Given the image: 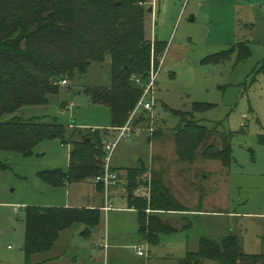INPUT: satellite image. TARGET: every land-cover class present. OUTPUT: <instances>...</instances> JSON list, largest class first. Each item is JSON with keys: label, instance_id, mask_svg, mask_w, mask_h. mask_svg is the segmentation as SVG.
<instances>
[{"label": "rangeland", "instance_id": "obj_1", "mask_svg": "<svg viewBox=\"0 0 264 264\" xmlns=\"http://www.w3.org/2000/svg\"><path fill=\"white\" fill-rule=\"evenodd\" d=\"M143 7L146 40L160 42L164 50L155 57V107L137 114H147L150 124L132 122L141 127L140 134L121 139L113 152L110 166L119 185L106 193L92 182L53 184L55 171L68 173L77 142L100 137L104 162L106 142L118 138L111 109L87 91L111 86L108 56L60 84L45 104L15 114L61 122L67 133L40 141L30 156L0 150L5 166L0 169V264H25L29 206L111 208L88 237L82 235L84 226L74 225L61 233L53 252L34 256V264L53 256L58 259L45 264H180L198 251L201 238L222 242L230 233L238 237L242 252L264 254V145L259 139L264 134V76L257 73L264 61V0H148ZM239 44L249 46L248 58L236 49L216 61ZM175 111L208 130L232 135V164L201 156L192 163L181 161L174 129L183 121ZM134 170L145 172L138 188L127 192ZM152 179L190 212H154L175 230L150 236L148 227L142 229L141 212L129 209V196L148 197L146 183ZM141 245L147 257L138 254Z\"/></svg>", "mask_w": 264, "mask_h": 264}, {"label": "trees", "instance_id": "obj_2", "mask_svg": "<svg viewBox=\"0 0 264 264\" xmlns=\"http://www.w3.org/2000/svg\"><path fill=\"white\" fill-rule=\"evenodd\" d=\"M147 1L0 0V150L30 156L40 141L65 136L67 128L61 122L41 118L24 120L15 114L29 105L45 104L49 94L63 81L84 74L94 62L104 63L108 56L112 66L111 86L87 91L94 101L111 109L112 128L124 127L129 122L142 95V89L132 79L137 76L146 80L152 59L155 64V57L164 50L160 42L146 40L143 5ZM236 49L244 59L249 57V46L239 44L219 54L216 61H222L223 55ZM257 73L264 76V61ZM174 113L183 121V126L174 129L176 152L181 161L192 163L201 156L226 167L232 164V135L201 127L188 120V114ZM149 121L143 112L133 119L134 125L144 122L149 125ZM259 139L264 145V134ZM90 140L77 142L68 173L55 171L54 185L92 182L102 189L95 181L104 169L102 141L100 137ZM4 168L0 163V169ZM143 172L129 173L127 192L138 188ZM146 185L148 197L130 195L129 209L141 212L142 229L148 227V235L173 232L174 228L153 213L190 211L161 181L152 179ZM25 214V264H34L32 259L36 255L53 252L61 233L74 225L84 226L82 235L88 237L102 218L100 209L84 207L29 206ZM206 260L215 264H264V254L242 252L238 237L230 233L222 242L201 238L198 251L189 252L180 264H201Z\"/></svg>", "mask_w": 264, "mask_h": 264}, {"label": "built area", "instance_id": "obj_3", "mask_svg": "<svg viewBox=\"0 0 264 264\" xmlns=\"http://www.w3.org/2000/svg\"><path fill=\"white\" fill-rule=\"evenodd\" d=\"M157 74L158 70L155 69L154 61H152V69L150 72V76L146 78L147 81L137 76L133 77L132 79L133 82L142 89V95L129 122L124 127L117 129V131L119 132L117 140L115 142L108 141L105 144L107 155L105 156L104 160V169L102 174L98 176L95 181L96 183L102 185L106 189V191L109 187H117L119 185V176L111 169L110 166L111 158L117 146V143L121 139H131L134 135H139L141 127H134L132 124L133 119L137 116L139 111L142 110L146 113H150L155 107V99L151 95L153 94V90L156 85ZM61 84L66 85L67 81H63ZM151 131L153 133V129ZM107 207L109 208L110 206L108 205ZM146 249L147 248L143 245L137 247L138 254L140 256H146Z\"/></svg>", "mask_w": 264, "mask_h": 264}, {"label": "crops", "instance_id": "obj_4", "mask_svg": "<svg viewBox=\"0 0 264 264\" xmlns=\"http://www.w3.org/2000/svg\"><path fill=\"white\" fill-rule=\"evenodd\" d=\"M96 187V186H95ZM102 187V186H101ZM96 189L97 190H101V191H103V187H102V189H98L97 187H96ZM106 190V189H105ZM106 193H107V191H106ZM64 207H77V206H72V205H68V206H64ZM78 208H82V207H78ZM85 208V207H84ZM87 208H97V209H100L101 211H102V213H103V211L104 212H106V211H109L111 208L109 207H107L106 205H104L103 204V207H101V206H92V207H87ZM131 210H134V209H131ZM158 213H164V214H166L165 212H158ZM170 214H175V212H169ZM168 214V213H167ZM97 228V227H96ZM71 229V228H70ZM70 229H68V230H70ZM92 232H93V230H92ZM91 232V233H92ZM100 233H104V231H100ZM138 252V251H137ZM50 254V253H49ZM148 255H146V256H144V257H147ZM48 260H45L42 264H45L46 262H49V261H55V260H57L58 258H56L55 256H53L52 258H47ZM117 263H119V262H117Z\"/></svg>", "mask_w": 264, "mask_h": 264}, {"label": "water", "instance_id": "obj_5", "mask_svg": "<svg viewBox=\"0 0 264 264\" xmlns=\"http://www.w3.org/2000/svg\"><path fill=\"white\" fill-rule=\"evenodd\" d=\"M152 8H150L149 9V12H152ZM150 76V73H147V74H145V78H147V77H149ZM87 142H91V140L90 139H87Z\"/></svg>", "mask_w": 264, "mask_h": 264}]
</instances>
